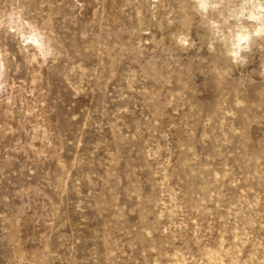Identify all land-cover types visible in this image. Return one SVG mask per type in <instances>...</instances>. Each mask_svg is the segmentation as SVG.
I'll list each match as a JSON object with an SVG mask.
<instances>
[{"label":"rangeland","instance_id":"1","mask_svg":"<svg viewBox=\"0 0 264 264\" xmlns=\"http://www.w3.org/2000/svg\"><path fill=\"white\" fill-rule=\"evenodd\" d=\"M261 22L0 0V264H264Z\"/></svg>","mask_w":264,"mask_h":264},{"label":"bare ground","instance_id":"2","mask_svg":"<svg viewBox=\"0 0 264 264\" xmlns=\"http://www.w3.org/2000/svg\"><path fill=\"white\" fill-rule=\"evenodd\" d=\"M206 4H207V3H206ZM253 6H254V5H252V7H253ZM257 7H258V6H257ZM254 8H255V7H253V9H254ZM248 12H249V11H248ZM250 13H251L250 16H254V15L256 16V15H258L259 12H254V11L251 10ZM259 16H260V15H259ZM260 19H261V18H260ZM255 20H256V19H255ZM258 20H259V19H258ZM260 24H261V26H260L259 28H260V30L263 31V30H264V23L261 22ZM242 30H243V29H242ZM258 30H259V29H258ZM244 33H247V32H241V35H240V36H237L235 40L238 42V41L241 40V39H239L240 37H246V36H245L246 34H244ZM247 35H248V34H247ZM32 38H33V37H32ZM35 40H36V39H35ZM248 40H249V39H248ZM32 41H33V40H32ZM236 41H235V43H236ZM245 41H247V40H245ZM245 41H244V42H245ZM240 43H241V42H240ZM232 47H233V46H232Z\"/></svg>","mask_w":264,"mask_h":264},{"label":"clouds","instance_id":"3","mask_svg":"<svg viewBox=\"0 0 264 264\" xmlns=\"http://www.w3.org/2000/svg\"><path fill=\"white\" fill-rule=\"evenodd\" d=\"M206 7V5L204 4V3H200L199 4V8H201V9H203V8H205ZM253 19H255V17H252ZM255 35H264V32H256L255 33ZM239 39H241V40H243V39H247V37H240ZM233 47H235V48H239V44L238 43H234L233 44ZM230 54H235V53H230Z\"/></svg>","mask_w":264,"mask_h":264}]
</instances>
